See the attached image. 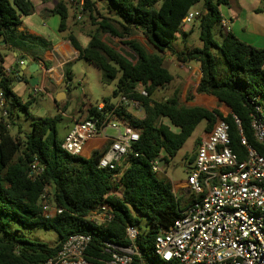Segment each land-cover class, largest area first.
I'll use <instances>...</instances> for the list:
<instances>
[{
    "label": "trees",
    "instance_id": "16d2710c",
    "mask_svg": "<svg viewBox=\"0 0 264 264\" xmlns=\"http://www.w3.org/2000/svg\"><path fill=\"white\" fill-rule=\"evenodd\" d=\"M106 1L117 10L116 20L102 16L97 19L96 0H84L86 17L95 30L88 34L85 47L71 34L65 39L79 58L100 70L103 84L115 81L111 98L103 100L106 109L120 96L139 103L144 111L142 119L125 111L118 113L138 131L139 140L132 145L133 152L127 157V167L120 173L117 185L112 182V171L97 168L103 151L84 158L71 156L61 149L62 140H58L56 133L60 115L34 121L31 132L24 138L18 135L19 131L12 136L9 132V126L13 125L11 108L27 110L34 99L22 102L15 96L11 89L14 79L4 72L0 57V92L8 113L6 119L0 117V264H42L56 255L68 236L77 233L91 237L87 262L102 264L108 257L102 252L101 241L127 247L130 242L125 229L139 226V216L146 219L149 230L138 235L135 246L146 264H163L154 254L155 235L158 229L172 226L179 217L182 201L167 182L157 178L153 163L167 164L200 122L205 121V130L210 131L219 120L227 124L230 149L240 160L245 156L241 136L264 157V146L256 142L251 128L254 115L251 101L264 105V48L240 41L231 31L221 34L220 42L214 39L213 30L222 20L219 7L227 5L228 0ZM259 2L255 12L264 14V0ZM196 7L200 12L198 39L201 46L175 54L170 42L180 31L187 13ZM33 11L31 0H0V41L39 59L48 44L42 39L16 33L21 18ZM52 12L59 16L58 31L64 32L70 16L67 5L57 1ZM134 30L140 31L153 48L152 53L131 39ZM103 35L119 39L133 54L134 63L116 51ZM166 52L174 54L179 62L199 64L201 78L195 92L224 104L229 110L225 116L218 110L183 106L179 89H174L169 96L156 97L174 81L163 67ZM71 80V70L66 64L63 82L69 84ZM139 89H143L146 96H141ZM93 113L95 109L88 110L89 115ZM164 119L168 123H164ZM33 159L44 166L43 174L35 182L27 178L28 164ZM193 160L194 154L188 157L189 162ZM45 185L52 187L54 203L62 209L61 214L50 219L42 217L38 202ZM117 186L121 188L120 196L112 194ZM188 199L187 203L192 202V197ZM103 206L108 208L112 219L101 225L88 221V216ZM12 224L27 229L53 230L58 237L56 245L50 247L15 237L9 233Z\"/></svg>",
    "mask_w": 264,
    "mask_h": 264
},
{
    "label": "built area",
    "instance_id": "2783aa9c",
    "mask_svg": "<svg viewBox=\"0 0 264 264\" xmlns=\"http://www.w3.org/2000/svg\"><path fill=\"white\" fill-rule=\"evenodd\" d=\"M60 1L67 5L75 22L80 23L86 17L84 0ZM199 18L200 12L191 9L180 30L185 31L188 24ZM219 25L228 30L223 20ZM4 72L11 76L12 69H4ZM37 92V87H32V93ZM137 92L146 96L143 89ZM251 103L253 135L256 142L264 146V105ZM138 107L137 101L120 96L109 109L103 102L88 108L84 118L76 122L62 140L61 149L71 156H82L88 141L105 136L108 130L113 131L114 136L108 139L109 145L99 158L97 168L112 171V181L118 179L127 166L128 155L133 152L132 145L139 140L138 131L118 113ZM89 109H95V113L89 115ZM0 111L2 116H7V103L1 92ZM233 118L239 124L238 119ZM229 145L228 126L220 120L199 140L186 180L192 202L182 206L172 226L158 229L155 235L154 254L163 264H264V157L249 146L243 136L244 159L240 160ZM152 169L160 170L158 161L153 163ZM43 171L44 166L33 159L28 164L27 178L35 182ZM38 202L45 219L62 212L54 203L50 185L43 187ZM87 219L101 225L112 217L103 206ZM139 234L135 226L125 229L130 242L127 247L101 241L102 252L108 257L102 264H146L135 246ZM90 241L89 235L72 234L56 255L42 264H89L86 251Z\"/></svg>",
    "mask_w": 264,
    "mask_h": 264
},
{
    "label": "crops",
    "instance_id": "0c3cea01",
    "mask_svg": "<svg viewBox=\"0 0 264 264\" xmlns=\"http://www.w3.org/2000/svg\"><path fill=\"white\" fill-rule=\"evenodd\" d=\"M57 1L60 0H31L34 8L33 13L29 16L22 17L21 25L16 28L17 34L31 38H39L48 44V48L45 49L41 58L34 59L24 50L13 48L6 44L0 45V57L2 59L1 66L5 70L8 68L12 69L11 76L14 81L11 85V89L15 96L22 102H26L30 98L34 99L37 95L44 93L57 109L64 110L66 109L65 105H67V95L64 92L60 93L58 99L61 97L63 98L62 103H59V100L57 101L53 98L51 91L63 84V66L69 64V62L76 58L79 59L78 52L72 47L70 42L65 39V37L68 34L75 36L83 47L87 45L89 38H87V42H83V39L86 36L79 32L74 26L75 21L71 14L70 17L72 22H66L64 32L61 33L58 31L59 19H53L54 13L52 12L53 5ZM259 3V0H228L227 5L220 6L219 10L222 20L227 24L226 28H228V30H226L218 25L220 35L227 31H231L240 41L256 48H264V14L255 13ZM197 9V7L196 9L193 8V10L196 11ZM194 29L198 31V21H194L189 26L187 25L185 31H180L182 34L187 35ZM190 49L192 48H186V50L180 52L173 51L176 54ZM20 56H26L29 66L37 64L39 67L38 71H41L42 77L40 81L37 79V84L35 85L38 89V94L32 93V87L29 86L28 83L31 78H35L32 74L25 71L22 80H17L16 78L18 71L13 70V67L18 64L17 60ZM163 67L174 77V81L177 82V84L182 85L180 97L183 106L187 108L201 107L207 110H218L224 116L229 112L228 108L215 98L196 94L195 90L201 78L200 66L197 62L190 61L182 63L176 59L174 54L166 52L163 55ZM15 108L16 107L11 108L13 113ZM87 109L88 108L80 110V115L73 119L74 124L84 118ZM125 112L136 119H142L144 117V111L140 106L135 109L128 108ZM205 127L200 137L196 140L197 144L199 140L205 137L209 132L208 130H205ZM113 136L114 132L113 134H108L106 132L105 136L93 138L86 143L83 151H90L91 153L104 151L109 145L108 139ZM165 165L166 164H164L163 161L159 162V168H163ZM123 167L124 166L120 169L122 170ZM112 182L119 185L118 179H115ZM167 183L170 185L172 191H174L179 199H181L182 206H186L188 204V198L192 197L187 190L186 181L172 183V185L169 181H167ZM183 184L184 187H180ZM115 188L119 190L121 189L120 186ZM180 188L184 191L183 196L178 194Z\"/></svg>",
    "mask_w": 264,
    "mask_h": 264
},
{
    "label": "rangeland",
    "instance_id": "374dc122",
    "mask_svg": "<svg viewBox=\"0 0 264 264\" xmlns=\"http://www.w3.org/2000/svg\"><path fill=\"white\" fill-rule=\"evenodd\" d=\"M55 1V0H52ZM196 9V8H195ZM117 10L109 6L106 0H96V18L99 19L100 16L107 17L111 20H116ZM256 13V12H255ZM258 14V13H256ZM53 19H59V16L54 14ZM68 23L72 22L71 17L67 19ZM191 24H188V26ZM74 26L79 32L86 36L83 42H87V36L95 30L91 21L85 17L80 23L74 22ZM214 39L220 41V32L218 25L215 26L213 30ZM103 39L107 41L114 49L122 54L128 56L134 63L133 54L121 44V41L117 38H109L107 35H103ZM131 39H134L145 46L149 53L153 52V48L147 43L146 39L142 36L140 31L134 30ZM4 41L1 40L0 43ZM170 46L175 52H180L186 50V48L200 47L201 43L198 39V31L194 29L191 33L185 35L179 31L176 36L171 40ZM69 67L71 70L72 80L69 84L63 82V84L57 88H54L51 92L53 98L57 99L60 93H65L67 95V101L63 112L61 109H57L51 102V100L43 93L34 97L35 101L31 103L27 110L15 108L12 122L13 125L9 126V132L12 136L19 134L22 138L26 134L31 132V124L40 118L54 117L56 115L61 116V121L56 125V133L58 140H63L66 135L71 131L74 124V118L80 115V110L96 107L103 102L105 98H111V93L115 87V81L109 84L102 83V74L98 68L90 64L84 59L76 58L69 62ZM39 81L42 77L41 71H37L32 74ZM48 88V86H47ZM174 89H179L181 91L182 85L173 83L168 87L167 90L160 93L156 97L159 99L161 95L169 96ZM50 90V89H49ZM58 92V93H57ZM38 94V93H37ZM62 98H59V103H62ZM37 99V100H36ZM114 101V100H112ZM24 102V101H23ZM0 117L7 118V116H2L0 111ZM81 119V118H80ZM164 123H168L167 120H163ZM205 121H202L195 128L192 135L187 139L184 145L178 150L175 156L169 159L165 167L160 168L157 172V178L164 182L169 181L172 183L184 182L187 180V172L191 170L192 163L188 161V157L194 154L196 150V140L200 137L204 127ZM108 134H113V131L108 130ZM92 153L90 151H83L82 156L88 158ZM180 187H184V184ZM174 193V191H173ZM113 195L120 196L121 189H113ZM180 196L184 195V191L180 188ZM133 214L136 213L133 211ZM140 224L137 226L139 233H144L149 230L146 223V219L139 216ZM9 233L15 237H22L30 241H38L47 244L50 247H54L57 241V234L53 230H46L41 228L27 229L21 227L19 224H12L9 227Z\"/></svg>",
    "mask_w": 264,
    "mask_h": 264
},
{
    "label": "water",
    "instance_id": "95a60500",
    "mask_svg": "<svg viewBox=\"0 0 264 264\" xmlns=\"http://www.w3.org/2000/svg\"><path fill=\"white\" fill-rule=\"evenodd\" d=\"M4 44L5 42L0 43V45H4ZM17 61H18V64L13 67V70L18 71V74L16 76L17 80H20V79L22 80V76L25 71H27L30 74H33L38 71L39 67L37 64H33L29 66V62L26 56L18 57ZM28 83H29V86L34 87L37 84V78H31ZM56 100L58 101L59 99L57 98Z\"/></svg>",
    "mask_w": 264,
    "mask_h": 264
}]
</instances>
